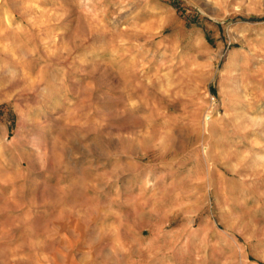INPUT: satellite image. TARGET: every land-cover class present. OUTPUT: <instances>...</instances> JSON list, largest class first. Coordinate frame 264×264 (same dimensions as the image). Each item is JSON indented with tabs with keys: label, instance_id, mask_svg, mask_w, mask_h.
Here are the masks:
<instances>
[{
	"label": "rangeland",
	"instance_id": "374dc122",
	"mask_svg": "<svg viewBox=\"0 0 264 264\" xmlns=\"http://www.w3.org/2000/svg\"><path fill=\"white\" fill-rule=\"evenodd\" d=\"M0 264H264V0H0Z\"/></svg>",
	"mask_w": 264,
	"mask_h": 264
}]
</instances>
